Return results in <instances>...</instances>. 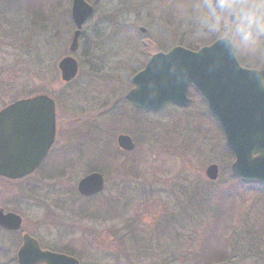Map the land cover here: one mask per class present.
Masks as SVG:
<instances>
[{"label": "rangeland", "instance_id": "374dc122", "mask_svg": "<svg viewBox=\"0 0 264 264\" xmlns=\"http://www.w3.org/2000/svg\"><path fill=\"white\" fill-rule=\"evenodd\" d=\"M70 1L0 0V81L7 73L11 92L36 88L53 96L54 150L66 154L65 165L40 170L20 184L0 179V206L20 215L24 231L42 247L68 249L80 264H205L200 253L212 250L215 261L264 264V249L256 252L264 245V192L233 181L232 159L219 147L221 133L203 116L199 101L190 95L180 111L137 114L123 98L132 76L161 47H186L191 41L200 48L226 37L244 47L245 58L250 54L243 67L264 68V33L244 40L237 16L231 23V15L218 10L217 19L209 0H85L93 14L69 54ZM65 56L76 60L78 71L63 86L57 63ZM122 131L133 136L132 153L115 148ZM210 164L220 172L214 183L204 176ZM92 169L102 170L106 185L85 201L76 185ZM127 180L142 185L134 188L146 193L144 202L127 193L126 200L113 201V186ZM130 220L138 221V229L163 222L161 239L149 250L153 234L125 238L120 256L113 232ZM0 235L5 250L0 264H17L16 236ZM118 236L124 237L122 231Z\"/></svg>", "mask_w": 264, "mask_h": 264}, {"label": "water", "instance_id": "95a60500", "mask_svg": "<svg viewBox=\"0 0 264 264\" xmlns=\"http://www.w3.org/2000/svg\"><path fill=\"white\" fill-rule=\"evenodd\" d=\"M218 11L217 0H210ZM93 9L84 0H71V20L75 26L68 47L74 53L82 25ZM235 16H229L233 22ZM143 32V30H141ZM58 70L62 82H69L77 73L72 57L61 59ZM264 70L242 68L231 42L220 38L197 52L173 47L167 53L151 56L145 68L132 78L133 88L125 99L136 109L157 111L168 104L183 107L187 103L189 87L201 96L209 114L219 125L226 148L234 161L232 173L246 183L264 184ZM33 119V120H32ZM29 128H26V125ZM31 128V126H33ZM55 135V105L46 95L18 101L0 111V177L22 179L36 170L51 147ZM123 151H131V140L117 137ZM205 177L215 181L216 165L205 169ZM103 178L92 173L81 179L77 191L82 196L99 193ZM18 216L0 210V227L17 231ZM18 264H78L69 257L40 251L35 240L23 235L17 252Z\"/></svg>", "mask_w": 264, "mask_h": 264}, {"label": "flooded vegetation", "instance_id": "af4514ba", "mask_svg": "<svg viewBox=\"0 0 264 264\" xmlns=\"http://www.w3.org/2000/svg\"><path fill=\"white\" fill-rule=\"evenodd\" d=\"M1 77L2 78H1V81H0V96H1V98L3 97V102L0 104V110L4 109L8 105H11V104H13V103H15L17 101L24 100V99H29V98H32V97L37 96L39 94V92H38V90L36 88L35 89H30V91H26V90L23 91L22 89H19L18 91L11 92V90L8 89V88H10V86L6 87L7 84H9L7 81H9L11 79V77L8 76L7 73H4ZM263 84H264V80H263ZM63 85H65V84H63ZM46 95L48 97H50L51 99H53V96L52 95H50L48 93H46ZM6 98H7V100H6ZM55 103H56V100H55ZM56 107H57V103H56ZM56 121H57V115H56ZM25 127L26 128H29V125L27 124ZM33 127H34V125L31 126V128H33ZM55 128H56V131H55V136H54L53 144L51 145L50 149L46 153L45 157L41 160L38 168L36 169V171L34 173H32L30 176H28V177H26V178H24V179H22L20 181H10V180H6V179L1 178V177H0V179L3 180V181L15 182V183L20 184L21 182H24V181H27L28 179H30L35 173H37L40 170H44V169L52 170V167H54V165L55 166H57V165H59V166L65 165V163H63V162L65 161V155L66 154H64V152L61 153L60 149L56 150V152L54 150L55 143H56V141H58V127H57V122H55ZM63 146H65V144ZM54 153H55V155H54ZM51 156L53 157V159H51V162H49L48 158H50ZM130 181L131 180H127L126 181L127 182L126 184H116L115 187L113 186V189L112 190H114V192H115V194H114V199L115 200L116 199H119V198H124V195L126 193L129 194V195L134 196V194H135L134 191H137L136 194H138V193L141 192V190H139L138 188H134V187H139V186H142V185H140V184L139 185H137V184H128V183H131ZM104 189H105V187H104ZM129 192H132V193H129ZM97 196L98 195H95V196H91L89 198H95ZM0 210L3 212L4 215L5 214H8V213H11V214H14V215L16 214L15 212H11V211L5 210L2 206H0ZM18 217L21 220L20 229L18 231H7L6 229H3L2 227H0V234H5V235L6 234H9L11 236H16V238H17V243H16L17 250L22 246V237H23V235L26 234L30 238H32L33 240L36 241V243H37L38 247L40 248V250H42V251H51V252L58 253V254H61V255H67V254L61 252L62 250H66V249H62V250H59L58 251L57 249L44 248V247H42L40 245V242L38 241V239H36L35 237L31 236L30 234H28V233H26L24 231L22 218H21L20 215H18ZM130 223H132V220H130ZM134 230L135 229H133V230L131 229L130 231H134ZM138 230H140V229H138ZM119 231H122V235H124V237H119L118 236ZM125 231H126L125 230V227H123V228H119L118 230H116L115 232H113V242H114V245H115V249L117 251L116 253L117 254L120 253L119 254L120 256H121V254H124L122 252L124 250L123 239L129 238L127 236L129 234L127 232H125ZM2 245L3 244L0 242V257H2V255H4V252L3 251H5L3 249V247H2ZM132 256H135V255H132Z\"/></svg>", "mask_w": 264, "mask_h": 264}, {"label": "clouds", "instance_id": "9594fccd", "mask_svg": "<svg viewBox=\"0 0 264 264\" xmlns=\"http://www.w3.org/2000/svg\"><path fill=\"white\" fill-rule=\"evenodd\" d=\"M217 8L220 13L237 16V31L244 40L264 33V0H217ZM211 14L217 16L215 10Z\"/></svg>", "mask_w": 264, "mask_h": 264}, {"label": "trees", "instance_id": "16d2710c", "mask_svg": "<svg viewBox=\"0 0 264 264\" xmlns=\"http://www.w3.org/2000/svg\"><path fill=\"white\" fill-rule=\"evenodd\" d=\"M187 1L188 0H185V3L184 4H186L187 3ZM53 2H55V4H57V3H59L58 2V0H53ZM181 2H182V0H181ZM183 4V3H182ZM69 15V14H68ZM39 17V16H38ZM40 18V17H39ZM41 20L42 21H44V20H46V19H43V18H41ZM162 38V40H163V42L164 41H166L167 39H166V37H161ZM213 42V41H212ZM195 45H197L198 46V44H193V43H191V41L186 45V48L187 49H189V50H193V51H195V50H197V49H199V48H197V46H195ZM243 46L241 45V44H238L237 42L235 43V49H236V54H237V58H238V60H239V62L242 64V65H246V64H248V62H249V60H247L248 58H251L249 55H248V57L247 58H245L244 56H243ZM158 51H165L164 50V48L163 47H161V49H159ZM192 95H194V97L199 101V103H200V105H201V107H202V109H203V116L212 124H214V126L218 129V131H219V128L217 127V125H216V123L214 122V120L210 117V115L207 113V111H206V108H205V104H204V102L198 97V95H196L194 92H192ZM112 128L114 127V121H112L110 124H109ZM97 130V128H94V129H92V131L93 132H95ZM108 130V129H107ZM220 139H221V137H220ZM221 141H222V139H221ZM222 143V142H221ZM219 147L221 148V150L229 157V158H231V155H230V153L225 149V147H224V145H223V143L222 144H219ZM118 151V150H117ZM89 172H101L100 170H98V169H92V170H90ZM228 172L230 173V171H229V167H228ZM233 177V176H232ZM263 189H264V187H263ZM177 225L179 226V222L177 223ZM169 226V225H168ZM169 227H171V226H169ZM135 234H137V233H135V232H133V233H131V232H129V236H134ZM262 238V237H261ZM63 253H65V254H67V255H69V256H74V254L73 253H71L70 251H66V250H64V251H62ZM213 252H214V250H212V251H207L206 253H204V252H201L200 253V255L202 254V256H203V259H206V260H209V261H214V260H210V259H212V258H214V254H213ZM217 261H222V262H224L225 261V259L224 258H222V260H218L217 259Z\"/></svg>", "mask_w": 264, "mask_h": 264}]
</instances>
